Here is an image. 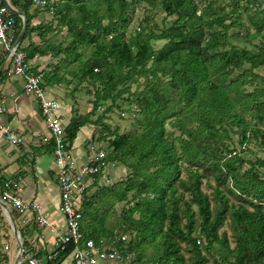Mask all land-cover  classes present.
<instances>
[{"label":"trees","instance_id":"trees-1","mask_svg":"<svg viewBox=\"0 0 264 264\" xmlns=\"http://www.w3.org/2000/svg\"><path fill=\"white\" fill-rule=\"evenodd\" d=\"M10 2L27 17L29 59L53 60L42 88L75 84L78 92L88 82L95 89L92 111H74L66 125L71 150L90 123L100 128L98 143L110 144L105 168L85 191L83 222L95 226L87 237L100 248L128 234L124 264L131 256V264H264V0ZM140 7L146 17L131 31ZM155 10L166 13L163 28ZM43 12L54 21L36 24ZM120 101L137 116L128 133L107 123ZM108 166H123L127 178L102 186ZM117 204H125L122 217L110 226ZM74 250L60 251L58 263Z\"/></svg>","mask_w":264,"mask_h":264},{"label":"built area","instance_id":"built-area-1","mask_svg":"<svg viewBox=\"0 0 264 264\" xmlns=\"http://www.w3.org/2000/svg\"><path fill=\"white\" fill-rule=\"evenodd\" d=\"M40 6L48 4V0H36ZM17 9L10 0H0V60L5 62L8 73L22 77L25 82V92L33 95L39 102V109L45 117L50 137L54 141V157L57 165V178L61 190V212L66 218V231L62 234L57 225L49 219L44 207L38 202L25 201L23 192V177L17 179L5 178L0 173V199L14 211L23 215L21 223L27 224L26 217L31 214L39 229L58 233L57 249L44 256H39L40 248L33 244L34 252H30L24 242L23 257L20 264H59L60 251H66L73 244L76 264L123 263V249L120 247L128 241V236L118 237L108 247H98L94 241H87L81 247L82 203L85 200L86 180L99 174L106 166L107 153L102 148L90 145L89 155L82 167L75 163L73 151L67 143L66 125L62 121V107L58 100L46 95L41 86L42 73L37 75L31 71L28 53L17 38ZM5 112V106L0 105V113ZM10 139L13 144L21 143L17 133L9 126H0V143ZM8 243L0 245V262L3 254L9 253Z\"/></svg>","mask_w":264,"mask_h":264},{"label":"crops","instance_id":"crops-1","mask_svg":"<svg viewBox=\"0 0 264 264\" xmlns=\"http://www.w3.org/2000/svg\"><path fill=\"white\" fill-rule=\"evenodd\" d=\"M36 39V36H34L33 41L39 43ZM42 60L43 58L39 57L31 60V70L35 71V68L37 67L36 72L39 73L40 71L41 73H44V71H51L52 69L50 70L46 67V63H43ZM5 72H7L6 78H8L0 84V105L3 104L5 106V112L0 113V126H9L12 128L21 139V143L13 144L10 139H6L0 143V173L5 178L17 179L19 177H23L24 182L22 185V198L28 202L40 203L44 207L49 219L57 225L58 231L63 234L66 231L67 225L66 218L61 212L62 200L61 190L57 178L58 169L51 146L52 143L54 144V141L50 137L51 135L46 119L39 109L38 100L33 95L25 92V82L23 78L10 75L5 62L0 60V76L1 73ZM54 97L55 100H58L57 95H54ZM61 104L62 121L65 125H68L71 121L75 108H70L71 106L66 107L65 103L63 104L62 101ZM84 129L87 128H83L80 131L78 138L72 147L74 160L79 168L84 165L87 154L85 153L86 150L84 148H82L81 151L78 148L81 144L78 140L81 138L84 139L82 137ZM85 139L87 142L89 141L88 137ZM75 149L78 150L76 153ZM51 159L54 161L52 162ZM93 178L86 180V192L87 189L92 187L94 183ZM94 189L96 188H92L88 191V194L93 192ZM3 212L4 217L0 214V245L8 243L11 249L9 253L1 255L3 258L0 264H15L19 255L20 246L13 233L8 214L4 209ZM11 213L15 218L16 223L18 220L20 221L22 232L20 231L18 224L17 226L21 234V238L27 243L28 249L31 253L34 252V243H36L40 248V252L38 253L39 256L48 255L57 249L58 233L48 229L45 231L39 229L36 225L35 218L31 214L26 217L27 224L23 225L21 221L24 216L16 211L14 213L16 215H14L12 211ZM15 216H17L18 220ZM8 223L11 226L12 235L7 228ZM81 233V247L84 248L85 243L88 240H92V238H88L82 230ZM12 236H14L17 246H15V243H12ZM108 246L109 244H106L101 247ZM70 258H72V260L69 262ZM59 264H76L73 253ZM122 264H124V262Z\"/></svg>","mask_w":264,"mask_h":264},{"label":"rangeland","instance_id":"rangeland-1","mask_svg":"<svg viewBox=\"0 0 264 264\" xmlns=\"http://www.w3.org/2000/svg\"><path fill=\"white\" fill-rule=\"evenodd\" d=\"M12 3L14 5H16L14 0H12ZM35 4H36L35 7H39L40 6L36 2H35ZM165 16H166L165 12H161V11L159 12L158 10H155L154 12H152V17H153V20H154L153 22L159 24V26L161 28L164 27V24L162 25V22L164 21ZM145 17H146V10L142 9L140 7L138 9V11H137V16H136V18L134 20V23L132 25L131 31L139 28L140 23L145 19ZM52 21H54L53 15L43 12V13L40 14L39 18L35 21V23L39 24L40 22H44L45 24H47V23H50ZM153 22L151 23V26H152ZM55 24H57L56 21H55ZM66 33L67 32L64 31L63 34H61L59 36V39H62L63 37H65ZM52 35L53 34H51V36ZM29 38H30V36H28L26 38V40L23 42V47H27V45L30 44ZM36 38H37L36 41L40 42V39L38 38V36ZM236 44L240 45L241 47L248 46L247 43L244 40H242V39L236 41ZM163 45H164L163 42H158V43L156 42V46L157 47H162ZM60 59H56L53 63L58 64L60 62ZM42 61H43V63H46L45 66L48 67V63L50 61L52 62L53 60L50 57H48V58H43ZM53 68L54 67H52L51 69L53 70ZM40 74H41V71H40ZM4 75L5 76L3 77V79L0 80V84L2 82H4L8 78V77L6 78L7 72H5ZM16 77H18V76H16ZM68 79L71 80V77H69ZM74 85L68 86L67 84H63L61 86H58V87L56 86L54 88L53 87H46V89H45L46 95L49 98H51V99H55L54 95H57L58 96L57 99L60 101V104H61V101H62L63 104L65 103L66 107H70V106H71L70 108L74 107L76 112L79 110L82 114L90 113L92 111V108H93L91 103H92V101H94L95 89L91 86L90 83L84 82L80 86V90L78 92H73L72 88L75 87ZM142 89L143 88H141V90ZM136 90H137V86L134 85L132 87V91L134 92ZM69 91H72V92H70V94H69ZM118 105L121 108L120 109H118V108L114 109V113L110 115L112 117V119L109 120L108 122L107 121L106 122L111 126L113 131L116 130L117 128H119L122 133H128V132H130V131H132L134 129V126H135V124L137 122V116H135L134 113H131V112L124 113L125 111H128V109H130L129 104H125L124 102L120 101L118 103ZM61 107H62V104H61ZM100 110L103 111V109H100ZM133 110H135V108ZM100 113L101 112L98 111V114L92 118V121H96L97 117H98V115H100ZM85 128H87L88 130L84 129V132H82V134H83L82 137L84 139L88 137L89 141L87 142L86 139L84 140L82 138L80 140H78V141L81 142V144L78 147L80 149V151H81L82 148H84L86 150L85 153H87L86 154V158H87L88 155H89V150H90L89 146L93 145L97 149H99V148L104 149L105 152L108 155V153L110 152L108 150V148L110 147V144H108L107 142L106 143H98V141H97L98 138L101 136V131H100V128L97 126V124L96 123L95 124H91L90 123ZM93 137H95V141L94 142H90V140ZM249 148H251L254 153H258V146L255 143L250 144ZM77 151L78 150L75 149V153ZM254 153L246 152V153L243 154V157L246 158V159L255 160L256 156H255ZM259 155L264 157L263 153H259ZM51 160H52V162L54 161L53 159H51ZM55 162H56V160H55ZM127 172L128 171L123 166H108L105 174L107 175L109 180H105V179L103 180V177H100L99 180H101V181L103 180L101 182L102 186H106L107 185L109 187V185L117 183V182L127 178V176H128ZM97 188H99V187H96V189H94V191L91 192V193H95L98 190ZM88 196H91V195H88ZM124 205L125 204H117L115 206V208L111 210L112 213L108 212L109 213V218H110V226H111V224L115 225V226L118 224V220L120 219V217H122V211H123V208L125 207ZM95 209H98V207H95ZM10 210L13 212V214L15 213V211H14V209L12 207H10ZM0 214L4 217V212H3V209H2L1 206H0ZM14 215H16V214H14ZM82 215H83V209H82ZM15 217L17 218V216H15ZM138 217H139V214L136 215V218H138ZM83 219L84 218H82V221H81V230H82V232L85 235L92 234L94 232V227L95 226L93 225L90 228L87 227V225H85V221L83 222ZM17 220H18V218H17ZM17 224L19 226L20 231L22 232V227L20 226V221L19 220L17 221ZM7 228H8V230L10 231V233L12 235V230H11V226H10L9 223H8V227ZM225 229L228 231V234L231 237V231L229 230V228L227 226H225ZM127 236H128V239H131V237L128 234H127ZM11 238H12V243L13 244L15 243V246H17L16 241L14 240V236H12ZM152 246L153 245H151V247H148L147 245H144V246L141 247V249H143V251L145 253H147L148 256L150 257L151 255L155 254V251H153ZM143 251H141L139 253L142 254V255L145 254ZM185 256L187 258L189 257V255L187 253L185 254ZM130 258H131L130 261L132 262V260H134L133 256H131ZM71 260H72V258L69 259V262ZM147 261H148L147 258H143V262H140V264H144ZM131 262L130 263L128 262L127 264H131ZM118 264H122V263H118ZM133 264H139V263L136 262V263H133Z\"/></svg>","mask_w":264,"mask_h":264},{"label":"water","instance_id":"water-1","mask_svg":"<svg viewBox=\"0 0 264 264\" xmlns=\"http://www.w3.org/2000/svg\"><path fill=\"white\" fill-rule=\"evenodd\" d=\"M15 12H16L17 15H19L23 19V29H22V33H21V35L19 37V43H21L23 38L25 37L26 31H27V28H28V20H27L26 15L23 12H20L18 10H16ZM0 205L3 207V209L8 214V217H9V220H10V223H11V226H12L13 233H14L16 239L19 242L20 251H19V255L17 257V260H16L15 264H20V261H21V259L23 257L24 241L21 238V234L19 232L17 223H16L15 218L13 217L9 207L1 199H0Z\"/></svg>","mask_w":264,"mask_h":264}]
</instances>
